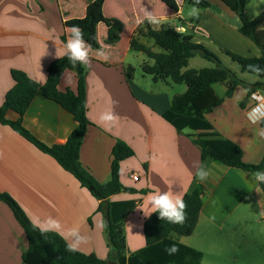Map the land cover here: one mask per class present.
Listing matches in <instances>:
<instances>
[{"label":"crops","instance_id":"1","mask_svg":"<svg viewBox=\"0 0 264 264\" xmlns=\"http://www.w3.org/2000/svg\"><path fill=\"white\" fill-rule=\"evenodd\" d=\"M79 1L81 4L78 0H0V105L14 85L12 70H21L41 84L46 82L49 65L58 59L56 49L62 51L70 35L64 22L84 17L92 0ZM108 1L104 3V14ZM209 1L211 7L201 12L196 23L191 22L194 17L183 16L181 3L178 12L165 5L169 8L166 14L158 15L163 18L161 28L183 25L184 34L192 33L194 41L199 43L207 38H199L201 31L210 37L212 33L219 37L228 35L229 29L220 19L222 13L214 11L215 3ZM76 6L80 8L79 12H75ZM216 7L218 11H224L222 5ZM136 11H129L130 20L115 13L105 14L125 24L116 44L105 42L108 28L104 23L98 25L101 46L98 50H105L107 58L98 56L97 50L92 49L90 66H84L90 125L80 147V162L101 183L111 179L113 148L117 141L125 142L134 150V155L120 164V182L135 191H122L109 198L111 202L133 201L136 205L123 221L126 256L146 247L144 224L147 218L137 208L144 205L150 191H167L171 184L172 191L184 197L200 184L207 196L196 227L192 234L177 236V240L202 253L201 264H264V216L260 215L264 210V191L252 180L254 172L219 162L209 164L211 176L206 182L201 183L195 178L196 165L202 163L201 147L191 136L196 132L178 131L163 117L174 96L184 93L187 86L171 80L155 81L144 73L138 77L130 59L133 52H137L130 42L142 25L136 23L137 18L142 17L137 16ZM261 11L264 7L259 13ZM229 18H235L234 30L241 34L239 17L235 14ZM209 21L210 25H207ZM64 36L66 40H63ZM239 36L244 38L249 57L261 55V50L251 39L242 34ZM138 40L153 52L162 51L150 38L139 36ZM189 64L183 72L193 69ZM130 66L135 69L131 77L128 75ZM77 74L76 69L66 70L58 89L76 92ZM241 80L250 84L263 81L261 77ZM219 83L227 85L218 92L216 86ZM231 87L230 80L213 85L215 93L225 100L206 117L221 138L241 148L245 163L260 164L264 158V138L257 132L263 126L252 125L245 115L255 102L250 99L251 95L236 98L239 90L247 89L242 85L236 86L232 96L227 98L226 93ZM255 92H264V89ZM109 109H113L120 119L111 131H106L99 115ZM5 117L11 121L21 119L22 125L48 146L65 143L77 127L72 113L42 95L32 100L22 116L9 110ZM133 175H138L137 181ZM0 192L11 195L31 221L52 216L65 228L78 227L88 237L87 243L78 251L95 254L102 260L114 259L115 253L108 241L107 218L104 211L99 210L101 200L52 156L4 124H0ZM27 248L24 229L8 205L0 200V264H24L22 255Z\"/></svg>","mask_w":264,"mask_h":264},{"label":"trees","instance_id":"2","mask_svg":"<svg viewBox=\"0 0 264 264\" xmlns=\"http://www.w3.org/2000/svg\"><path fill=\"white\" fill-rule=\"evenodd\" d=\"M105 1L92 0L87 5L84 17L72 18L64 22V26L68 28L73 25L79 26L83 30L85 41L91 45L93 50H98L101 47L98 41V25L100 23H104L108 28V36L105 42L109 45L116 44L120 40V34L125 26L120 19L107 17L104 14ZM160 1L172 10L179 11L177 0ZM220 1L239 17L241 22L240 33L251 39L261 50L259 57L244 56L229 49H224L223 53L238 63L243 72H245L248 64H259L264 67V11L249 19L245 13L248 0ZM194 2L195 0H185V3L189 5H193ZM196 6L207 9L211 7V2L200 0ZM199 20L200 15L194 17L191 22L196 23ZM139 36L152 39L162 51L160 53L153 52L139 42ZM63 40H66L65 36ZM130 45L133 50L146 54L150 60L142 64L144 75H151L155 81L171 80L177 84H186L187 90L174 96L171 106L163 114V117L178 131L190 129L196 132L191 136L194 138V142L201 147L203 164L209 166L212 162H219L252 172L264 171V158L260 164L245 163L242 160L241 148L230 140L221 138L206 117L225 100V97H219L215 93L214 84L226 80L232 82V87L226 93L227 98L232 96L233 89L238 85L250 89L248 95H251L252 92L264 89V76L261 77L263 81L253 84L242 81L206 45L195 42L192 33H180L174 27L163 26L160 30L154 31L152 26L145 22L137 29L136 37L131 40ZM196 56L213 62L215 66L193 68L183 72L182 70L188 67L190 59ZM68 69H76L78 72V89L76 92L69 89L62 92L58 89L62 75ZM134 70L133 66L128 67L130 77ZM85 73L83 65L77 64L73 67L67 57L57 59L49 65L48 78L44 84L31 79L21 70H12L14 85L7 92L4 103L0 105V124L11 126L39 150L52 156L83 187L101 200L99 210L104 211L106 215L108 241L115 257L108 261L98 258L95 254H85L78 250L69 251L66 241L61 236L55 232L41 234L39 229L33 227L32 221L17 201L8 193L0 192V200L12 210L28 240V248L22 255L23 263L201 264L202 253L180 243L176 238L177 236L192 234L196 227L207 196L204 186L200 184H196L183 197L187 204V219L182 225L160 220L158 213H153L144 224L146 247L128 257L126 256L123 221L126 214L131 212L136 205L133 201L111 202L109 198L122 191H135V189L124 187L120 182V164L123 160L132 157L134 150L125 142L117 141L113 148L111 179L105 183L98 182L80 162V147L90 125L87 118ZM39 95L56 101L74 115L77 127L71 132L65 143L48 146L32 135L22 125L21 119L17 121L6 119L5 116L9 110H13L22 116L29 108L32 100ZM262 126L264 127V125ZM260 187L264 191V184H260ZM173 244L178 247L179 251L174 255H169L165 249Z\"/></svg>","mask_w":264,"mask_h":264},{"label":"clouds","instance_id":"3","mask_svg":"<svg viewBox=\"0 0 264 264\" xmlns=\"http://www.w3.org/2000/svg\"><path fill=\"white\" fill-rule=\"evenodd\" d=\"M199 3L200 0H195L189 12L190 16L198 17L199 8L196 5ZM258 3H264V0H258L254 5L249 4V7H258ZM179 4L180 0H177L178 7ZM258 14V11H254V15ZM162 19V17L156 15L153 11L145 9L143 16L138 17L136 23L137 25H140L147 22V24L152 26L154 31H158L161 28ZM67 31L70 35L63 44V50L58 51L56 49V58L61 59L67 57L73 67L77 64L89 67L92 48L91 45L85 41L83 30L79 26L73 25ZM97 55L107 58V52L103 49L97 50ZM244 75L249 76L252 80L259 79L264 76V67H261L259 64H248L246 65ZM249 91L250 89L239 90L236 98L241 99L243 96H247ZM250 99L254 101L255 104L246 112V119L252 125H264V92H252ZM119 119V116L113 109H109L99 115V121L105 126L106 131H111V129L118 124ZM257 135L260 138H264V127L258 129ZM210 176L211 172L207 165L203 163L196 165L195 178L199 182H206ZM251 177L257 185L264 184V171H256L251 174ZM256 191L259 192L258 187ZM137 209L140 210L146 218H150L153 213H158V218L160 220H166L171 224L182 225L187 219V204L179 192L172 191L171 184L167 191H161L160 189L150 191L145 197L144 205ZM260 215L264 216V210L260 212ZM32 224L34 228L39 229L41 234L55 232L61 236V238L66 241L67 249L69 251L79 250L80 246L88 241V237L83 235L78 227L65 228L57 218L52 216H48L44 219L37 217L32 220ZM165 251L169 255H174L179 249L173 244L166 248Z\"/></svg>","mask_w":264,"mask_h":264},{"label":"rangeland","instance_id":"4","mask_svg":"<svg viewBox=\"0 0 264 264\" xmlns=\"http://www.w3.org/2000/svg\"><path fill=\"white\" fill-rule=\"evenodd\" d=\"M212 1H214V3H215L213 10L217 11L219 13H222L220 19H221V21H223V24L226 25V27L229 29L228 35H224L223 37H219L215 33H212V35L210 37V36H208V34L201 31L198 36H199V38H201L202 36L207 37L203 41L204 44L207 43V45L205 44L207 46V48L209 50H211L212 52H214L222 60V63L226 67L235 71L236 74L241 79L248 80L250 74H249V76H246V75L242 76V74L244 72H242L239 64L232 61L231 58L229 56H227L226 54H224L221 50V48L223 50L227 48V49H230V50H232L238 54H241L244 56H249L248 55V49L243 44L242 39H244V38H239L240 37L239 35H241V34H238L239 32L237 33V31L234 30L235 18L234 19L229 18V16H231V17L235 16V14L228 7H226L224 4H222V2H220V0H212ZM257 2H258V0H248V2H247L246 8H245V13L249 19H252V18L257 16V15H254V11L259 12L261 7H264V3H258L260 5H258V7H255V8L249 7V4L254 5ZM78 3H80L79 0H78ZM180 3L183 6V16L185 18H188V19L193 18V16L189 15V12L191 10L192 5L185 3L184 0H180ZM216 4L222 5V7L224 8V11L223 12L218 11ZM78 9H80V8L78 6H76L75 12H77V11L79 12ZM133 9L138 10V11H136L137 16H143L145 9L148 11H153L156 15H162V14H166V12L168 11L169 8L166 7L165 4H163L159 0H109L107 5L105 6V14L107 16H109L110 14L115 13V14L124 16L127 19L129 18V20H130L131 18L128 16V14H129V11L131 12ZM203 10L204 9L199 8V15L201 14V12H203ZM75 18H79V17H75ZM209 20L211 21V19H209ZM210 21L207 22V25H210ZM128 24L132 25V23H129V22H128ZM205 30H207V29L205 28ZM148 42L153 43L149 40H148ZM203 42H200V43H203ZM155 49L157 51L160 50L157 47ZM238 51L244 52V53H240ZM130 59H131L132 65L135 66V69L137 71V75L139 77V74L143 73V70H142L140 64H143L144 61H147L148 57L145 54L133 52ZM212 66H214V64L212 62H210V61H208V60H206L200 56H196L195 58H192L190 60V64H189V68H197V69L205 68V67H212ZM146 76H147V78L151 77V75H146ZM226 85L227 84L219 83L216 86V90L219 92L224 87H226ZM188 131H190V129H188Z\"/></svg>","mask_w":264,"mask_h":264},{"label":"built area","instance_id":"5","mask_svg":"<svg viewBox=\"0 0 264 264\" xmlns=\"http://www.w3.org/2000/svg\"><path fill=\"white\" fill-rule=\"evenodd\" d=\"M174 28L176 29V31H178V32H180V33H184V32H185V28H184L183 25H178V26H175ZM132 177H133V179H134L135 181H137L138 178H139L138 175H133Z\"/></svg>","mask_w":264,"mask_h":264},{"label":"water","instance_id":"6","mask_svg":"<svg viewBox=\"0 0 264 264\" xmlns=\"http://www.w3.org/2000/svg\"><path fill=\"white\" fill-rule=\"evenodd\" d=\"M113 264H118V263H113Z\"/></svg>","mask_w":264,"mask_h":264}]
</instances>
